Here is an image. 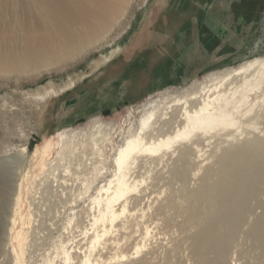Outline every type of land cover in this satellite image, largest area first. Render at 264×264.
I'll list each match as a JSON object with an SVG mask.
<instances>
[{
	"label": "bare ground",
	"instance_id": "bare-ground-1",
	"mask_svg": "<svg viewBox=\"0 0 264 264\" xmlns=\"http://www.w3.org/2000/svg\"><path fill=\"white\" fill-rule=\"evenodd\" d=\"M129 1L0 0L3 83L57 70L84 52L87 57L84 67H69L61 75L50 73L27 89L17 88L18 94L1 90L0 160L13 157L11 162L2 161L4 165L18 172L28 137L39 133V121L47 116L51 104L84 75L95 74L135 31L136 23H128L124 32L112 38L109 49L98 57L92 54L107 43L102 42ZM101 102L90 98L84 110L93 111ZM140 113L136 129L117 148L112 178L90 198L92 233L85 250L80 249L83 254L64 244L60 263L119 264L126 259L122 264H264V57L211 72L202 83L194 80L180 92L169 91L167 96L150 100ZM103 126L109 124L94 121L92 146L88 145L101 158L103 148L95 133L108 143ZM69 134L56 160L64 161L65 156H60L76 143L75 134ZM214 142L208 155L215 162L199 174L205 148ZM225 142L228 147L223 148ZM55 165L46 163L28 192L35 178L52 172ZM103 168L106 171L107 166ZM143 171L149 173L145 178L132 176ZM13 173L12 183L6 184L1 196V200L9 196L8 212L2 216L5 236L0 240L4 257L13 253L10 229L21 187L18 174ZM192 179L195 186L190 185ZM163 187L168 189L163 198L152 196L155 188ZM150 196L149 202L156 204L149 213L150 204L144 209L141 201Z\"/></svg>",
	"mask_w": 264,
	"mask_h": 264
},
{
	"label": "rangeland",
	"instance_id": "rangeland-1",
	"mask_svg": "<svg viewBox=\"0 0 264 264\" xmlns=\"http://www.w3.org/2000/svg\"><path fill=\"white\" fill-rule=\"evenodd\" d=\"M130 22L136 23L135 31L121 42L120 49L108 62L95 74L84 75L74 88L61 96L62 99L51 104L47 116L39 121V133L28 137L27 153L20 158L18 172L2 162L5 159L11 162L13 157L0 161V230L9 203L7 194L4 200L1 196L14 177L13 172L18 174L16 177L21 186L10 229L13 253L4 254V257L0 252V264H59L64 244L83 254L92 233L89 223L94 210L90 198L98 186L112 178V162L117 148L136 129L144 105L167 96L169 91L180 92L194 80L202 83L211 72L220 73L246 60L264 57V0H130L126 12L110 27L102 42L107 43L102 49L93 50L92 54L98 57L101 51L109 49L112 38L124 32ZM85 54L81 53L57 70L42 71L36 77L0 81V93L8 90L18 94V89H27L50 73L61 75L69 67H84ZM90 98L94 103L100 99L102 102L93 111H86L84 108ZM94 121L109 124L102 129L109 134L108 143L101 142L102 134L95 133V138L99 137V146L103 148L102 158L93 154L89 147L92 146ZM1 131L0 128V135ZM66 133H70L69 137L75 134L73 142L77 144L65 149L67 154L60 156H65L64 162L60 158L56 160V156ZM214 144L205 148L199 174L214 164L215 158L208 155ZM222 145L228 147L226 142ZM46 163H56L58 167L55 165L52 172L38 175L34 188L28 192L30 183ZM170 165L171 160L167 166ZM103 166H107L106 171ZM145 172H134L132 176L145 178L149 174ZM195 181L192 179L190 185L195 186ZM154 191L152 196L161 199L168 189L155 188ZM152 196L141 201L144 209L150 204L149 213L156 204L149 202ZM1 237L0 233L2 241ZM79 251L76 254L82 255ZM125 262L126 259H122L119 264Z\"/></svg>",
	"mask_w": 264,
	"mask_h": 264
},
{
	"label": "water",
	"instance_id": "water-1",
	"mask_svg": "<svg viewBox=\"0 0 264 264\" xmlns=\"http://www.w3.org/2000/svg\"><path fill=\"white\" fill-rule=\"evenodd\" d=\"M1 161V160H0ZM10 183H12V181H10ZM5 224H2L1 225V230H0V233H1V236L4 237L5 236Z\"/></svg>",
	"mask_w": 264,
	"mask_h": 264
}]
</instances>
